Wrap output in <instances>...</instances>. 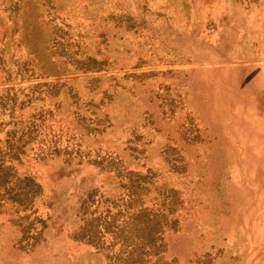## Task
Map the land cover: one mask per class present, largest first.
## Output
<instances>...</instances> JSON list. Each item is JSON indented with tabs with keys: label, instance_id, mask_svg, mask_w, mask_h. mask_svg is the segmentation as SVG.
<instances>
[{
	"label": "rangeland",
	"instance_id": "obj_1",
	"mask_svg": "<svg viewBox=\"0 0 264 264\" xmlns=\"http://www.w3.org/2000/svg\"><path fill=\"white\" fill-rule=\"evenodd\" d=\"M140 242L264 264V0H0V264Z\"/></svg>",
	"mask_w": 264,
	"mask_h": 264
},
{
	"label": "trees",
	"instance_id": "obj_2",
	"mask_svg": "<svg viewBox=\"0 0 264 264\" xmlns=\"http://www.w3.org/2000/svg\"><path fill=\"white\" fill-rule=\"evenodd\" d=\"M17 179L12 182V185H9L8 188H12L13 186L15 187L17 185ZM2 188L4 186H1ZM130 249L126 252V255L124 256V264H157L156 259H153L152 261L148 262H142L141 259L139 261V254L141 253V250L143 251V247L146 246L143 242L141 243H136L131 245ZM150 246V247H149ZM148 246V249L152 248L151 245Z\"/></svg>",
	"mask_w": 264,
	"mask_h": 264
}]
</instances>
